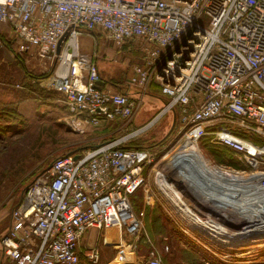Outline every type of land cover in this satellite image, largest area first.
Returning a JSON list of instances; mask_svg holds the SVG:
<instances>
[{"label": "built area", "instance_id": "1", "mask_svg": "<svg viewBox=\"0 0 264 264\" xmlns=\"http://www.w3.org/2000/svg\"><path fill=\"white\" fill-rule=\"evenodd\" d=\"M0 24L14 32L11 44L17 52L45 64L59 61L43 86L62 94L71 127L80 130L121 118V130L129 131L56 157L30 182L12 211L10 228L0 237V261L97 262L100 250L82 249V239L115 215L135 241L146 238L148 263L162 264L131 199L154 157L147 147L127 146L170 111L186 129L174 154L212 134L239 166L212 165L244 172L252 188L264 187V144L250 136L252 130L264 134V0H0ZM98 30L117 45L143 43L155 64L153 70L136 66L128 85L147 86L155 78L166 102L131 131L144 96L99 86L94 55L80 45L81 33ZM226 120H236L244 131L237 132ZM260 191L264 200V188ZM258 221L264 229V215ZM259 233L263 237L253 240H264Z\"/></svg>", "mask_w": 264, "mask_h": 264}, {"label": "rangeland", "instance_id": "2", "mask_svg": "<svg viewBox=\"0 0 264 264\" xmlns=\"http://www.w3.org/2000/svg\"><path fill=\"white\" fill-rule=\"evenodd\" d=\"M203 20L207 25L206 20ZM0 37L4 40L0 45L1 237L8 230L12 211L20 202L27 186L56 157L78 151V148L88 143H97L99 140L102 142L101 139L108 134L117 137L129 131L119 130L122 119L104 123L99 129L79 130L71 127L67 123L70 113L62 94L43 86L45 79L53 76L59 61L51 60L45 64L29 54L17 52L11 44L15 34L6 24H0ZM83 38L91 40L89 48L84 50L94 55L101 78L123 84L133 76L136 66H144L150 70L155 67L141 42L129 41L117 45L99 30L93 33L83 32L82 41ZM84 44L86 45L85 42ZM132 87V90L141 92L146 99L134 118L136 126H140L151 118V113L155 115L162 109L166 99L162 97L159 82L155 78L147 86ZM143 118L148 120L142 123ZM225 122L235 124L237 132L244 131V126L236 120ZM218 126L220 127L219 124L213 127L209 125L208 128ZM136 128L131 127L129 130ZM185 132L186 129H183L177 116L170 111L149 130L128 142L147 147L154 157L153 162L145 168L131 199L136 212L144 220L146 231L154 239L162 255V264H264V242L237 245L223 243L210 229L196 223L189 216L185 203L176 194L180 190H170L172 160L183 142ZM250 136L264 144V134L252 130ZM198 145L211 164L239 166L233 152L217 144L212 134L202 135ZM193 146L196 145L190 144L188 147ZM207 218L213 221L218 219ZM237 220L241 225V219ZM220 223L224 230L220 233L228 239L232 237L228 232L239 233L245 227L253 234L251 225H255L242 226V229H239L240 226L231 227V231H228L229 224L223 219ZM136 243L120 225L117 217L108 215L102 229H92L82 239L84 247H97L100 250V259L97 262L83 260L82 264H149L148 249L142 245L143 249L139 250ZM126 256L131 260L120 262Z\"/></svg>", "mask_w": 264, "mask_h": 264}, {"label": "bare ground", "instance_id": "3", "mask_svg": "<svg viewBox=\"0 0 264 264\" xmlns=\"http://www.w3.org/2000/svg\"><path fill=\"white\" fill-rule=\"evenodd\" d=\"M90 42L91 40L85 41L83 38V41L80 40V45L86 50V48H89ZM190 144L196 145L197 143L189 142L187 146L182 147L180 153L174 154L172 177L169 184L172 192L180 190L175 193L185 203L189 216L196 223L199 222L206 226L223 243H228V245H232V243L234 245L240 244V240L247 244L264 242V240H253L254 237H263L258 232L264 233V229L260 230L257 226L258 219L264 215V200H262V192L260 191L264 187L252 188L251 184L247 183L249 180L244 172L219 170L218 167H214L207 160L198 144L189 148ZM258 174H261V172H258ZM227 175H231L233 178ZM201 209L204 211H201ZM207 217L218 218L219 222L210 220ZM220 218L229 224L228 231H231V227L240 226L239 229H242V226L255 224L251 225L254 229L253 234L249 233V230L245 227V230L239 233L237 231H226L232 236L231 239H228L220 233L223 230L220 223L222 219ZM236 218L241 219L244 225H240ZM253 218L254 220H252ZM190 229L193 228L190 227Z\"/></svg>", "mask_w": 264, "mask_h": 264}, {"label": "crops", "instance_id": "4", "mask_svg": "<svg viewBox=\"0 0 264 264\" xmlns=\"http://www.w3.org/2000/svg\"><path fill=\"white\" fill-rule=\"evenodd\" d=\"M85 40V39H84ZM85 41H87V40H85ZM99 86H101V88H103V89H105V90H108V91H113V92H125V93H128L129 95H131L133 98H137L138 96H139V92H137V91H134V90H132V86H129L128 85V82H123V84H120V82H115V81H113V80H111V79H104V78H102V80L100 81V84H99ZM160 89V88H159ZM163 98H165L164 96H162ZM166 99V98H165ZM145 97H144V102H145ZM144 104V103H143ZM141 110V109H140ZM139 112V111H138ZM137 115V113L134 115V117L131 119V122H130V125H129V127L131 128V127H139V126H136V124H135V122H134V118H135V116ZM154 115V113H151V117ZM146 117V116H145ZM144 117V118H145ZM148 117V116H147ZM144 118L142 119L143 121H142V123L144 122V121H146V120H148V118L147 119H145L144 120ZM117 121H119V120H121V118H118V119H116ZM115 120V121H116ZM123 120V119H122ZM115 121H112V122H115ZM112 122H108V121H105V120H103V121H101L100 123H99V125H96V126H94V125H85V126H83V128H87V129H92V128H94V129H99V128H101V126H103V125H105V124H109V123H112ZM105 123V124H104ZM122 126H124V120L122 121V124H121V126L119 127V130L120 129H122ZM115 131H117V129L115 130ZM114 134H108V136L107 137H105V138H103V139H101L102 140V142L103 141H105V140H107V139H109V138H112V137H114L113 136ZM106 136V135H105ZM100 141V140H99ZM97 142V143H93V144H90V143H88V145H86V146H83V147H80V148H78L79 150L81 149H87V148H90V147H93V146H96L97 144H99V143H101V142ZM10 224H11V220H10V222H9ZM9 228H10V225H9ZM8 228V229H9ZM93 229H95V228H93ZM92 229H90L89 231H87L86 232V234H89V232L91 231ZM8 231V230H7ZM7 231H6V233H7ZM6 233H4V234H6ZM4 234H2V235H4ZM85 234V235H86ZM85 235H84V237H85ZM82 249H88L87 247H84L83 245H82ZM0 264H17L16 262H14V261H12L11 259H8V258H4V259H2L1 261H0Z\"/></svg>", "mask_w": 264, "mask_h": 264}, {"label": "trees", "instance_id": "5", "mask_svg": "<svg viewBox=\"0 0 264 264\" xmlns=\"http://www.w3.org/2000/svg\"><path fill=\"white\" fill-rule=\"evenodd\" d=\"M127 147H141V145H138V144H130V145H128ZM136 245L139 247V250H140V248H142L143 246L146 248V249H148L147 251H149L150 250V244L148 243V241L146 240V238H141L139 241H137V243H136ZM143 245V246H142ZM136 247V246H135ZM143 249V248H142ZM149 253V252H148ZM128 259H130L131 260V258L130 257H124V258H122L121 259V261L120 262H125L126 260H128Z\"/></svg>", "mask_w": 264, "mask_h": 264}, {"label": "water", "instance_id": "6", "mask_svg": "<svg viewBox=\"0 0 264 264\" xmlns=\"http://www.w3.org/2000/svg\"><path fill=\"white\" fill-rule=\"evenodd\" d=\"M59 50H60V46H59V48H58V51H59ZM174 114H175V113H174ZM239 243H241V244H243V243L246 244V243H245L244 241H242V240H240Z\"/></svg>", "mask_w": 264, "mask_h": 264}]
</instances>
